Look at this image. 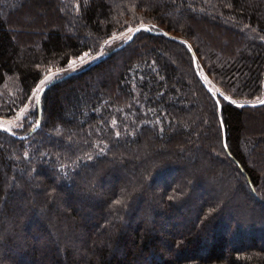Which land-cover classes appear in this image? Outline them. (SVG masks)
I'll list each match as a JSON object with an SVG mask.
<instances>
[{"label":"trees","instance_id":"16d2710c","mask_svg":"<svg viewBox=\"0 0 264 264\" xmlns=\"http://www.w3.org/2000/svg\"><path fill=\"white\" fill-rule=\"evenodd\" d=\"M47 68L0 131V264H264V0H0V118Z\"/></svg>","mask_w":264,"mask_h":264},{"label":"rangeland","instance_id":"374dc122","mask_svg":"<svg viewBox=\"0 0 264 264\" xmlns=\"http://www.w3.org/2000/svg\"><path fill=\"white\" fill-rule=\"evenodd\" d=\"M122 35H112L110 39L107 40L108 46H115L118 44V42L122 39ZM103 49L99 48L97 52L95 53H84L79 57L73 58L69 61L67 64V70L72 72L80 69L81 67L87 65L88 63H91L98 58H100L103 55ZM59 74V69H50L47 68L44 71V75L42 77L41 81L45 80V77H51L49 81H45L43 84L41 81L36 85V87L31 91L28 99H26V102L23 103L19 111L16 113L15 116L12 118H0V128L3 129H10L16 128L19 125H24L25 122H28L33 114V109L36 104L37 97L39 96V93L43 86H45L48 82H50L52 79H54L55 76ZM259 119H255L254 123H252L251 128L255 131L257 130V124ZM259 129V128H258ZM256 132V131H255Z\"/></svg>","mask_w":264,"mask_h":264},{"label":"water","instance_id":"95a60500","mask_svg":"<svg viewBox=\"0 0 264 264\" xmlns=\"http://www.w3.org/2000/svg\"><path fill=\"white\" fill-rule=\"evenodd\" d=\"M145 31L150 32L149 28H147V27H145V26H139V27H137L136 29L133 30V32L130 34V36L128 37V39H127L123 44H121V45H119V46L113 48L112 50H110V51H109L107 54H105L104 56H102V57L98 58L97 60L91 62V63L89 64V66L94 65V64L98 63L99 61H101L102 59H104L105 57H108V56H110L111 54H113V53L119 51V50L122 49L127 43H129V42L133 39V37H135L138 33H140V32H145ZM169 38H171V37H169ZM173 39H174V38H173ZM174 40H177V39H174ZM193 61H194V68H196L197 63H196V59H195L194 55H193ZM197 77H198V79L200 80L202 86L205 88V90H206L211 96H214L212 90H211V89L206 85V83L203 81V79L201 78V76H200V74L198 73V71H197ZM54 83H55V81H52V82H50V83H48V84H46L45 86L42 87V89H41V91H40V93H39V96H38V98H39V102H40V98H41L42 94H43V93H44V92H45V91H46L51 85H53ZM214 99H215V101H216V103H217L218 109L220 110V104H219L218 100H217L215 97H214ZM37 104L39 105V103H37ZM39 124H40V116H39V119H38V121H37L36 126H35L32 130H30L29 135H30V134H33L34 132L37 131V129L39 128ZM0 131H5L7 134H9L10 136H12V137H14L15 139H18V140H23V139H25L26 137H28V136H18V135H15V134H13L12 132H10V131H8V130H5V129H2V128H0ZM221 132H222V142H223L224 150H225L226 154L229 155L228 150H227V146H226L225 130H224L223 125H221Z\"/></svg>","mask_w":264,"mask_h":264},{"label":"snow or ice","instance_id":"6c2138e0","mask_svg":"<svg viewBox=\"0 0 264 264\" xmlns=\"http://www.w3.org/2000/svg\"><path fill=\"white\" fill-rule=\"evenodd\" d=\"M51 79V77H45L44 81H41V83L43 84L45 81H49ZM227 99V98H225ZM36 103H39V98L37 97ZM261 103H264V101H261Z\"/></svg>","mask_w":264,"mask_h":264}]
</instances>
